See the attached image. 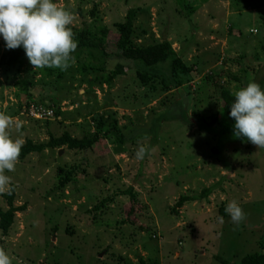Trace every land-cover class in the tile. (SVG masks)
<instances>
[{"label":"rangeland","instance_id":"1","mask_svg":"<svg viewBox=\"0 0 264 264\" xmlns=\"http://www.w3.org/2000/svg\"><path fill=\"white\" fill-rule=\"evenodd\" d=\"M234 2L55 0L72 15L74 39L82 30L106 27L115 40L116 25L134 10L135 44L169 41L180 52L183 41L194 43L186 61L199 63V74L172 92L147 93L144 104L145 89L134 72L111 86L97 81L98 72L83 77L78 68L92 63L86 51L71 54L61 81L39 76L27 59L15 68L0 67V114L11 118L9 134L23 145L45 144L64 133L92 138L99 117L116 122L126 140L120 146V135L101 134L88 151L46 149L5 172L10 183L0 191V207L7 209L2 195L12 184L15 206H27L16 214L8 237L0 231L11 264H221L216 257L235 264L264 254V147L238 143L232 134L214 137L203 124L214 114L222 118L219 86L233 94L243 88L229 75L264 88V0ZM8 50L0 39V56ZM27 80L34 84L30 98L23 91ZM139 146L148 150L142 160L135 159ZM71 169V182L60 188ZM207 188L208 203L171 213L180 197ZM128 189L135 202L123 195ZM108 198L113 202L100 206ZM232 200L245 219L235 224L226 213L218 222L220 208ZM131 202L134 226L125 223Z\"/></svg>","mask_w":264,"mask_h":264},{"label":"trees","instance_id":"2","mask_svg":"<svg viewBox=\"0 0 264 264\" xmlns=\"http://www.w3.org/2000/svg\"><path fill=\"white\" fill-rule=\"evenodd\" d=\"M232 1H235L234 5H236L239 0ZM135 19L136 12L134 10H129L125 23L116 25L117 32L116 34L114 33L115 40L110 39L112 31L106 27H97L94 31L86 29L78 32L75 39L77 41L76 50L79 52L86 51L92 58V63L89 65H80L78 71L83 74H81L83 77H86L89 73L98 72L100 77L97 81L100 84L108 86H111L114 80L127 77L130 72H134L135 82L138 83L139 87L145 89L143 95V98H145V104L147 102L146 99L149 98V96H146L147 93L154 95L160 92H172L176 89H180L193 80V73L198 72L199 74V71L195 69L197 68V63L190 64L186 61L188 49L190 48L189 46L191 45V48H193L194 43L183 41L182 50L180 52H176L169 41L157 42L156 44L147 47H139L135 44L133 42ZM192 50L193 49H191V51ZM24 59L27 58L22 48L9 49L0 56V67L15 68L16 66H19ZM94 62L96 63L94 64ZM35 69L39 76L46 79L56 78L61 81L65 78L68 68L63 71L58 68ZM206 79L207 81L215 80L214 77L210 75H207ZM229 80L241 83L243 87L247 85V82L243 77L229 75ZM84 81L85 80H82V83H84ZM33 86L34 84L31 81L27 80L23 82V91L28 98H30L29 93ZM219 89L220 96L218 102L220 101L222 118L220 119L217 117V114H214L211 117L210 123H203L208 132L214 137L227 134L233 135L234 120L229 117L228 113L230 111V104L234 100V94L228 88L219 86ZM94 124L98 130V134L92 138L83 137L77 139L71 137L68 133H64L59 138H51L48 143L45 144H35L31 140H27L26 143L22 145L17 161H25L28 156L32 154H41L46 149L53 150L66 147L72 151H88L96 146L101 140V134H106L107 136L111 133L118 134L119 132L118 124L116 122L111 123V121L105 117H99V119L94 121ZM234 138L236 137L234 136ZM236 139L238 143H251L243 137ZM117 142L120 146L124 145L126 142L125 136L120 135L117 138ZM214 150L219 154L218 149ZM64 173V177L59 183L60 188L66 187V185L71 182L75 171L74 169H71L64 171ZM16 189L17 186L12 184L9 190L2 195L7 203V209L0 207V231L4 237L9 236L10 230L15 223L16 214L25 211L27 208L26 205L21 207L15 206ZM133 193V189H128L123 195H129L131 201L135 202V196ZM211 194L212 188H207L203 189L200 195L182 196L175 204V207L171 209V213L178 215L179 210L182 207L193 202L207 201L208 203ZM112 200V198H108L104 200L100 206H103L105 203H112ZM98 208L99 207H97L96 210H98ZM134 212L135 208L131 202L130 209L127 211L125 223L133 226L136 225V222L133 220V216H135ZM225 215V208L221 207L220 217H226ZM0 249H4L1 244ZM216 260L221 264L230 263V261L223 259L222 257H216ZM239 261L240 262L235 264H264V254H249L241 258Z\"/></svg>","mask_w":264,"mask_h":264},{"label":"clouds","instance_id":"3","mask_svg":"<svg viewBox=\"0 0 264 264\" xmlns=\"http://www.w3.org/2000/svg\"><path fill=\"white\" fill-rule=\"evenodd\" d=\"M72 15L59 7L55 0H0V39L6 49L22 48L34 68L66 70L72 61L77 41L69 25ZM229 117L234 120L233 135L264 147V88L255 82L234 93ZM11 118L0 114V191L10 183L5 172L14 170L23 141L13 139L8 129ZM148 150L139 146L135 159L142 160ZM225 212L231 221L239 224L245 213L235 201H229ZM223 223V217H217ZM0 264H11L9 254L0 249Z\"/></svg>","mask_w":264,"mask_h":264},{"label":"built area","instance_id":"4","mask_svg":"<svg viewBox=\"0 0 264 264\" xmlns=\"http://www.w3.org/2000/svg\"><path fill=\"white\" fill-rule=\"evenodd\" d=\"M36 112H38L40 115H41V117L42 116H45V117H51L50 115H49V112L48 113H44V112H39V111H36ZM50 112H52V111H50Z\"/></svg>","mask_w":264,"mask_h":264}]
</instances>
